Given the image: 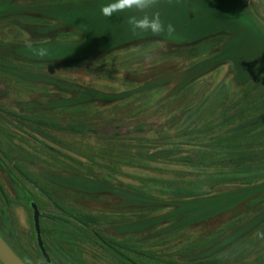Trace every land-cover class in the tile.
Listing matches in <instances>:
<instances>
[{
    "label": "rangeland",
    "instance_id": "obj_1",
    "mask_svg": "<svg viewBox=\"0 0 264 264\" xmlns=\"http://www.w3.org/2000/svg\"><path fill=\"white\" fill-rule=\"evenodd\" d=\"M107 2L0 0V233L29 264H264V0H159L160 36Z\"/></svg>",
    "mask_w": 264,
    "mask_h": 264
},
{
    "label": "trees",
    "instance_id": "obj_2",
    "mask_svg": "<svg viewBox=\"0 0 264 264\" xmlns=\"http://www.w3.org/2000/svg\"><path fill=\"white\" fill-rule=\"evenodd\" d=\"M29 8H30V6L29 7H21V8H19V9H17L18 10V12L17 13H15V12H13V14H11L10 13V15L9 16H5L6 18H9V17H18V16H25V17H27V16H29V17H34V13H26V11H28L29 10ZM34 8V7H33ZM35 18V17H34ZM28 31V33L29 34H31L32 35V38H36V33L35 32H32V31H30V30H27ZM198 44V42H196V43H192V44H187V45H184V46H193V45H197ZM13 48V47H12ZM12 53H15V51L14 52H12ZM16 56H19L17 53H16ZM23 57V56H22ZM23 59H25V60H27L26 59V57H24ZM27 61H30V62H34V63H36L35 61H38V60H27ZM217 66V65H216ZM202 67H203V65H199L198 67H197V70H201L202 69ZM0 70H2V69H0ZM211 72V69L210 70H208V72ZM207 71L206 72H204V71H202V72H200V71H198V73H199V75L197 76V77H200V76H203V75H205L206 73H208ZM74 90H76V91H79V92H82L81 93V95H83V97H85L86 96V98H87V100H86V102H92L93 100L95 101V100H97V101H99V100H101L102 102H112V101H114V100H118V97H114L113 99H111V98H104L103 96L102 97H100V96H98L99 94H97V93H95L94 91H92V90H86V92H85V90L83 89V88H81V87H75V89ZM67 91H69V90H67ZM70 92V91H69ZM88 96V97H87ZM130 96L128 95V94H122V96L120 97V99H127V98H129ZM101 101H99V102H101ZM0 168L2 169V171L4 172V173H7V169H6V167L4 166V164L1 162V160H0ZM8 179H9V183H10V186H11V188H12V191H13V195L15 196V199L19 202V203H21V204H23V205H25V206H27V207H31V204L32 203H34V204H36V201L34 200V198H33V196L30 194V192L27 190V188L17 179V178H13V176L12 175H9V177H8ZM90 190L91 191H103V192H107V193H114V194H120V195H125V196H127L128 195V197L130 198V199H132V200H134L135 202H137V203H139V204H141V205H144V206H147V207H164V206H167V204H164L163 202H160V201H157V200H154V199H151V198H147V197H143V196H136V195H132V194H125V193H123V192H120V191H118V190H115V189H108V188H103V187H94V188H90ZM244 203H242V204H240L238 207H240L241 205H243ZM237 207V208H238ZM250 208V207H249ZM75 219L78 221V223L80 224V225H82V226H90L91 224H95L96 222H97V218L96 217H94V216H90V215H81V214H79V215H76V217H75ZM41 232H42V230H41ZM241 233H236V234H234V235H232V236H229V237H226V239L225 240H223V242L221 243V244H219V248L220 249H226L227 247H230L234 242H236L239 238H241ZM102 239V241H103V243H105V244H109V243H111L109 240H107L106 238H101ZM45 245V244H44ZM11 246V245H10ZM12 247V246H11ZM13 248V247H12ZM14 249V248H13ZM15 250V249H14ZM47 250V249H46ZM16 252V251H15ZM17 253V252H16ZM48 253V252H47ZM18 254V253H17ZM19 255V254H18ZM20 256V255H19ZM21 257V256H20ZM21 259L25 262V263H27V261H25V259H23L22 257H21ZM209 264L211 263V264H215V262H208ZM217 263V262H216ZM27 264H29V263H27Z\"/></svg>",
    "mask_w": 264,
    "mask_h": 264
},
{
    "label": "clouds",
    "instance_id": "obj_3",
    "mask_svg": "<svg viewBox=\"0 0 264 264\" xmlns=\"http://www.w3.org/2000/svg\"><path fill=\"white\" fill-rule=\"evenodd\" d=\"M158 4L159 0H109V2L100 5V13L106 18L128 13L127 24L133 34L150 32L157 36L171 35L175 28L170 22L165 23L161 19L159 11H154ZM38 54L44 56L47 53L45 49L41 48Z\"/></svg>",
    "mask_w": 264,
    "mask_h": 264
},
{
    "label": "water",
    "instance_id": "obj_4",
    "mask_svg": "<svg viewBox=\"0 0 264 264\" xmlns=\"http://www.w3.org/2000/svg\"><path fill=\"white\" fill-rule=\"evenodd\" d=\"M33 211L34 218V228L36 231V239L39 250L46 260L47 263H50V256L47 253L44 241L42 238L41 232V221H40V210L37 204L32 203L30 207ZM0 263L1 264H27L21 257L15 252V250L10 246V244L5 240V238L0 233Z\"/></svg>",
    "mask_w": 264,
    "mask_h": 264
}]
</instances>
